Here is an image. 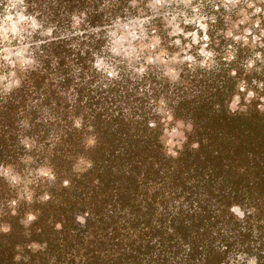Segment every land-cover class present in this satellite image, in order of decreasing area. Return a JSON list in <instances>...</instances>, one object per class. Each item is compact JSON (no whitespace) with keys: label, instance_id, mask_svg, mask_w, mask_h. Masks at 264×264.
Returning <instances> with one entry per match:
<instances>
[{"label":"trees","instance_id":"obj_1","mask_svg":"<svg viewBox=\"0 0 264 264\" xmlns=\"http://www.w3.org/2000/svg\"><path fill=\"white\" fill-rule=\"evenodd\" d=\"M63 3L71 11L82 8L85 0H62L61 8ZM99 19L94 17L93 23ZM48 55L46 72L32 74L8 105L0 102V165L11 167L22 181L10 186L0 177V225L7 222L12 228L7 236L0 232V264H16L17 255L31 256L28 264H51L45 254L34 255L27 249L32 242H47V253L56 255L58 264H77L75 258L67 261L72 253L81 257L80 264H228L229 254L241 252L264 264V226L259 239H254L253 217L246 214L245 233L240 231L242 222L229 212L232 204L250 208L255 203L264 217V116L227 114L224 101L231 81L226 88L222 76L219 80L205 76L193 79L187 91L177 90L183 101L178 116L191 117L196 125L189 144H201L198 152L186 145L179 160L166 158L156 133L143 124L126 122L122 114L113 115L118 102L142 111L145 102L139 96L145 93L138 92L136 85H117L121 95L114 89L100 93L99 98L90 96L87 107L101 136V147L92 154L83 150L81 134L72 127L71 118L83 114L84 109L67 100L70 88L81 89L68 75L70 67H60L72 61V53L63 45H53ZM55 57L60 64L53 70ZM79 62L83 65L84 58ZM52 75L56 79H51ZM60 76L65 79L59 80ZM152 87L158 95L167 94L162 85ZM72 95L75 97V92ZM214 104L221 105L219 113ZM98 108L103 112H97ZM21 120H28L31 127H21ZM23 137L34 142L31 150L21 144ZM80 155L93 156L96 168L77 180L72 166ZM26 158L30 160L25 162ZM41 168H52L57 176L53 192L63 201L60 207L36 203L38 196L49 190V182L38 174ZM65 178L72 181L73 188L60 191ZM94 178L100 179V186H93ZM25 187L33 194L32 203L21 199ZM181 199L187 208L180 204L174 214V201ZM11 200L18 202L16 216L9 208ZM37 207L42 208L39 222L25 229L19 220ZM88 210L92 218L87 227H81L75 223V215ZM51 217L64 222L62 234L53 231L55 223H48ZM168 227L175 230L174 235L168 233ZM189 243L192 251L185 254L182 245Z\"/></svg>","mask_w":264,"mask_h":264},{"label":"clouds","instance_id":"obj_2","mask_svg":"<svg viewBox=\"0 0 264 264\" xmlns=\"http://www.w3.org/2000/svg\"><path fill=\"white\" fill-rule=\"evenodd\" d=\"M61 4L62 0H0V102L8 105L32 74L46 72L44 64L49 60V49L63 45L72 53V61L67 60L60 67H70L68 75L74 85L86 93L82 97L75 87L67 93L69 103H77L84 109L83 114L71 119L72 127L81 134L85 152L94 154L101 147V136L93 123L95 116L87 107L90 96L99 98L100 93L114 89L121 95L122 89L117 85H136L138 92L145 93L139 96L145 103L142 111H135L128 104L118 102L115 105L118 111L113 115L122 114L124 121L143 124L156 133L162 153L171 160H179L186 145L192 152H198L201 146L199 141L189 144V137L196 131L195 121L177 114L183 102L177 90L187 91V85L195 78L215 76L219 80L222 76L226 88L228 82H232L224 101L228 115L247 117L258 113L264 116V0H85L82 8L71 11L67 3H63L62 8ZM57 8L59 11H53ZM94 17L100 19L93 23ZM80 58H84L83 65ZM58 64L59 57H55L53 70ZM51 79H56L55 75ZM64 79V76L59 77V80ZM152 85H162L167 94L158 95ZM123 95L126 97L128 92L124 91ZM220 108V104L213 105L217 113ZM97 112L103 109L98 108ZM20 126L29 129L31 124L21 120ZM20 142L29 150L34 143L29 137H23ZM28 160L30 158L25 162ZM95 168L93 156L80 155L72 172L80 180ZM244 171L240 169L241 174ZM38 174L49 182V190L40 194L36 203L60 207L63 201L53 192L57 181L54 170L41 168ZM0 177L10 186L22 182L11 167L3 165H0ZM100 183L99 178L92 181L94 187ZM72 188V181L65 178L59 190ZM24 198L33 202V194L27 187L21 196ZM17 203V200L9 202L13 216L17 215ZM174 204L175 214L184 201H174ZM184 207L187 208V204ZM229 212L242 222L240 231L245 233L249 223L246 214L252 216L251 233L254 239H259L264 217H260L255 203L250 208L232 204ZM41 214L42 208L37 207L27 212L19 223L29 229L39 222ZM92 215L91 210L77 213L75 223L87 227ZM53 222V231L62 234L64 222L49 218L48 223ZM11 231L7 222L0 225V232L5 236ZM168 233L174 235L175 230L168 227ZM25 235L29 233L26 231ZM72 235H76L75 231ZM219 243L220 240H216V244ZM182 246L185 254L191 253L190 243ZM26 247L32 254L43 253L51 264H58L57 256L47 253V242L43 245L32 242ZM222 248L227 250L226 246ZM73 258L80 264L81 257L75 253L70 254L67 261ZM30 259L28 255L15 256L16 264L22 260L28 264ZM227 261L228 264H258V257L249 258L247 253L241 252L229 254Z\"/></svg>","mask_w":264,"mask_h":264}]
</instances>
